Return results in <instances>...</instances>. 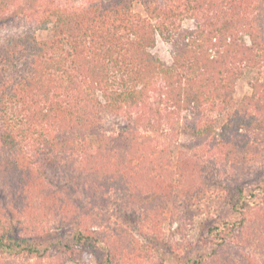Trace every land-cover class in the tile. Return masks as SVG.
Segmentation results:
<instances>
[{
    "label": "trees",
    "instance_id": "1",
    "mask_svg": "<svg viewBox=\"0 0 264 264\" xmlns=\"http://www.w3.org/2000/svg\"><path fill=\"white\" fill-rule=\"evenodd\" d=\"M10 1L0 0V30L10 22L2 15ZM136 1L55 7L38 26L0 39V248L25 255L0 264L83 255L146 264L105 205L114 189L132 198L151 192L141 200L144 224L163 218V190L187 171L188 153L171 169L167 143L180 124L191 133L189 149L215 164L254 160L264 169V0H140L144 15ZM158 37L172 46L170 65L152 51ZM247 69L258 76L237 98ZM52 170L64 185L49 180ZM41 226L74 234L60 245L62 232L43 239ZM211 231L208 259L196 253L183 264H264L261 232L249 246L242 228L225 235L219 223Z\"/></svg>",
    "mask_w": 264,
    "mask_h": 264
},
{
    "label": "rangeland",
    "instance_id": "2",
    "mask_svg": "<svg viewBox=\"0 0 264 264\" xmlns=\"http://www.w3.org/2000/svg\"><path fill=\"white\" fill-rule=\"evenodd\" d=\"M90 1L92 0H12L10 10L2 14L10 22L0 30V39L38 26V19L50 16L55 7H66L72 10ZM134 10L145 14L144 5L140 0L135 2ZM184 25L191 26L192 21L187 19ZM36 33L40 38H46L50 35V30H37ZM152 51L166 64L172 63V46L160 37L157 38ZM258 73L257 69H247L237 83V98L251 92L250 81L255 80ZM190 140L191 133L182 124L179 125L178 134L170 135L167 139L173 151L171 169H177L182 153H188L186 155L188 162L187 171H183L184 175L178 174L174 181L163 190L164 194L160 200L162 203H159L164 207L162 219L155 220L153 225L144 224L145 209L142 208V203L147 202L148 199L151 200L153 195L151 192L142 197L132 198L131 195H125L114 189L109 195V204L105 205L106 211L111 216V225H114L115 220L120 219L128 234L138 242V258L145 259L146 264H183L181 259L196 253L203 255L204 260L208 259V254L215 246L213 239L216 237L211 234V229L219 223L225 235L233 227L236 232H239L241 228L245 232L246 226L247 231L243 234L248 233L246 240L249 246L256 245L255 239L258 232L264 235V205L259 202L261 198H264V185L261 182L264 172L263 164L254 160L248 163L243 159L233 167H225L220 161L215 164L216 159L213 155L205 151L200 152L195 147L190 150ZM47 173L49 180L59 185L65 184L60 170ZM82 197L84 198L83 194L76 193L75 200H82ZM237 199L241 201L236 202ZM83 200L80 202L81 205L85 202ZM244 202L249 203V206L243 207L241 204ZM237 218H242L243 223L238 224ZM48 228V226H41L36 229V233L45 239L51 234L62 232V237L57 239L60 245L71 241L70 238L74 234L73 230ZM53 235L51 239H56L57 237ZM14 253V251L0 248V261L12 259L19 261L25 257V255L17 256ZM47 258L44 256L45 261ZM120 259V257L116 258V264H131L129 260ZM27 261L34 263L37 262V258L29 257ZM63 264L106 263L100 262L98 256L83 255L80 260L69 258Z\"/></svg>",
    "mask_w": 264,
    "mask_h": 264
}]
</instances>
